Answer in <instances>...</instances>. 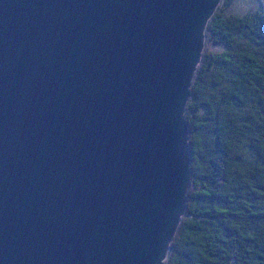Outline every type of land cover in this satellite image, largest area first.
<instances>
[{"label":"water","instance_id":"obj_1","mask_svg":"<svg viewBox=\"0 0 264 264\" xmlns=\"http://www.w3.org/2000/svg\"><path fill=\"white\" fill-rule=\"evenodd\" d=\"M218 2L0 0V264H165Z\"/></svg>","mask_w":264,"mask_h":264},{"label":"trees","instance_id":"obj_2","mask_svg":"<svg viewBox=\"0 0 264 264\" xmlns=\"http://www.w3.org/2000/svg\"><path fill=\"white\" fill-rule=\"evenodd\" d=\"M219 0L185 105L186 208L165 264H264V8Z\"/></svg>","mask_w":264,"mask_h":264},{"label":"rangeland","instance_id":"obj_3","mask_svg":"<svg viewBox=\"0 0 264 264\" xmlns=\"http://www.w3.org/2000/svg\"><path fill=\"white\" fill-rule=\"evenodd\" d=\"M258 6L264 8V0H233V3L231 4L232 10L234 11H244L248 8Z\"/></svg>","mask_w":264,"mask_h":264}]
</instances>
